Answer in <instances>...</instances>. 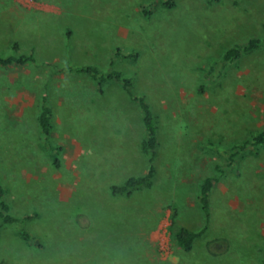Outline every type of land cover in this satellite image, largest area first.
<instances>
[{
  "label": "rangeland",
  "instance_id": "rangeland-1",
  "mask_svg": "<svg viewBox=\"0 0 264 264\" xmlns=\"http://www.w3.org/2000/svg\"><path fill=\"white\" fill-rule=\"evenodd\" d=\"M166 1L0 0V56H34L0 64V183L17 216L35 215L0 229V264H264V144L227 160L264 130V47L222 62L230 47L264 38V0ZM92 65L131 78L153 108L151 187L111 191L146 172L145 131L121 81L99 88L64 70ZM179 227L206 230L186 251Z\"/></svg>",
  "mask_w": 264,
  "mask_h": 264
},
{
  "label": "trees",
  "instance_id": "trees-1",
  "mask_svg": "<svg viewBox=\"0 0 264 264\" xmlns=\"http://www.w3.org/2000/svg\"><path fill=\"white\" fill-rule=\"evenodd\" d=\"M165 6L171 7L173 3L171 0H167L164 3ZM264 47V38L253 37L248 40L246 44L243 45H234L227 49L223 56L222 62L223 65H227L228 63L239 59L243 54L254 52L256 50ZM17 49V45L15 47ZM118 55L120 52L117 51ZM125 58H134L133 54L129 55H120ZM29 62H34V56L32 54H10L6 57L0 56V64L1 65H12V64H26ZM64 69L69 72L81 73L89 75L93 78L99 88H103L105 83L109 81H121L125 90L128 92L130 97L135 100L141 110L142 122L144 125L145 135L143 140L141 141V152L148 158V168L145 173L135 176H129L123 182L119 184H113L111 186V191L115 195H130L134 191L141 190L143 188L151 187L153 184V180L156 175V166L155 156L157 153L158 147V136H157V122L155 118V114L152 106L143 96L136 97L133 95L132 86L133 81L129 77H123L122 73L118 70L111 69L108 72L101 71L98 67L92 66H82V67H66ZM38 121L40 130L44 136L45 142L51 138L52 132V108L48 105L46 96H43L41 110L38 115ZM260 144H264V130H261L255 133L250 139L241 144L234 145L232 147V151L229 153L227 160L228 165H231L235 160V156L241 154L244 150H246L249 146H258ZM217 169L223 172V167L221 165H217ZM214 179L211 177H207L201 184V194H200V202L202 206V210L206 215L207 221L210 218V204H211V192L214 186ZM175 216L176 211L172 216V223L175 224ZM35 215H25V216H17L11 209L10 204L6 200V189L0 183V229L5 225L11 224H19L20 226L24 224L26 221H30L34 219ZM206 227H204L200 231H192L186 227L177 228L174 233V239L178 246L185 249L186 251H190L193 246L195 240L201 236ZM21 235L25 240H32V236L28 230L24 227L21 228ZM211 250V248H210ZM215 252V251H212Z\"/></svg>",
  "mask_w": 264,
  "mask_h": 264
}]
</instances>
